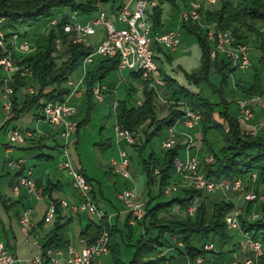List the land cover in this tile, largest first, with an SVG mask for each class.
Masks as SVG:
<instances>
[{
  "label": "trees",
  "instance_id": "16d2710c",
  "mask_svg": "<svg viewBox=\"0 0 264 264\" xmlns=\"http://www.w3.org/2000/svg\"><path fill=\"white\" fill-rule=\"evenodd\" d=\"M98 1L101 2L102 9L112 12H117L122 5L129 2L125 0H0V21L3 20L2 26L7 31V40L14 33H19L22 38L31 43L33 48L29 54L13 53L15 62L22 68H28L30 75L27 77H21L19 73L13 75L12 109L10 118L2 129L9 127L14 121H19L25 114L32 111H38V116L43 117V109L47 102L65 100L70 93V80L80 70L84 60L93 52V49L84 44H74V35L66 33L64 26L70 23V18L75 12L87 19L95 17L99 11L96 6ZM192 1L196 0L184 3L180 11ZM167 3L173 9L179 10L180 8L178 0H158L157 7L149 6L146 10V18L153 25L154 34L166 32L164 30L167 21L164 17L163 6ZM202 5L203 22L230 32L238 42L245 44L254 42L261 52L260 61L264 64V0H217L213 6ZM53 21H56L54 25ZM35 27L38 28L37 31L30 35V30ZM182 29L196 36L202 50L201 70L199 73L188 75L190 82L197 85L204 82L209 83L212 72L222 75L220 88L215 87L214 90L220 96V101L216 104L202 93L189 91L161 70L162 78L166 82L165 96L170 100L185 101L191 108L202 114L197 130L201 133L204 148L201 150L204 154L201 155L200 169L208 180L230 181L237 178L244 182L247 190H254L258 197L264 196V132L247 135L245 128L238 120L237 113L232 114L230 102L225 97L224 90L229 78L226 74L234 70L231 69L229 61L224 58L214 61L211 59L213 45L208 40L207 31L204 28L196 23L185 22L181 26ZM156 50L163 51V48L157 46ZM1 56L2 50L0 49ZM93 65L95 69H88L85 78L89 112L84 122L90 120L95 99L94 87L103 84L110 74L118 70L119 57H101L95 60ZM5 77L6 73L0 68V87ZM135 84L144 85L142 106L130 103L133 96L137 95ZM29 85L36 89L34 94L27 92ZM237 90H241L244 96L264 95L258 77L250 86L239 82ZM22 91L25 93L20 97ZM127 92L128 98L119 101L115 108L116 122L121 128L137 134L136 144L132 147L140 155L141 168L146 176V185L149 190L145 218L137 223L143 231L135 241L133 234L135 225L130 224V215L125 228L121 229L118 224H113L109 215L105 213L101 220H91L87 224L81 231V239H84L87 245H92L107 232L109 235L108 251L113 254L117 264H125L120 260L119 239H124L127 230L129 231L126 233L128 238L134 242L130 244L134 249V256L128 264H166L167 262L172 263L177 256H184L189 261H194L199 256L207 258L208 255H217L215 240L227 245L234 238V234L241 236L239 231L228 230L225 223L226 215L233 211L236 202L232 197L227 198L220 194L206 195L192 188H182L181 191L179 189L168 201L156 202L157 199L165 197V189L172 184L175 160L183 157L184 146L178 144L169 150L161 148L160 155L151 151L147 159H142L143 151L156 139L162 142L168 129L175 125L183 112L173 107H160L154 91L141 80L139 74H131ZM159 109L166 110L167 114L161 116ZM261 111L258 112V119L264 118V110ZM83 121L77 120V134ZM212 136H219L223 140L219 154L215 153L212 147L210 141ZM57 146L62 150L60 144ZM210 155L214 159L208 163L206 158ZM130 160L132 164V159ZM253 174H256L255 180L252 178ZM84 176L91 186L93 199L97 201V194L95 188L92 187L91 179L85 174ZM155 186L158 187L159 193L157 196H152L150 190ZM54 189L48 186L43 190V195L51 196ZM210 196L215 201L211 200ZM53 202L56 206V216L53 229L46 236L44 249L66 248L70 245L67 235L74 218L67 219L62 214L65 209L61 207L60 202ZM192 204L198 206L194 217L186 216L176 220L162 216V213L175 207L186 211ZM243 210L241 230L253 240L262 243L263 254L259 258V264H264V200L245 203ZM253 211L261 214L256 221L251 220ZM242 237L244 238L243 235ZM178 243H182L184 247H179ZM208 243H213L215 249L204 250ZM169 249L173 250L168 255L159 256L160 252Z\"/></svg>",
  "mask_w": 264,
  "mask_h": 264
},
{
  "label": "built area",
  "instance_id": "2783aa9c",
  "mask_svg": "<svg viewBox=\"0 0 264 264\" xmlns=\"http://www.w3.org/2000/svg\"><path fill=\"white\" fill-rule=\"evenodd\" d=\"M84 1V0H81ZM205 2L213 6L217 0H205ZM99 8L96 16L91 18L87 23H79L77 20L78 13L71 16L70 23L65 24L64 30L68 34H73L74 44H84L92 47L93 52L84 60L82 68L84 75L79 81L74 82L72 79L69 82L70 93L65 97L64 101L47 102L43 109V121L46 124L56 127L58 132L59 144L62 146V161L59 163L61 170H68L72 180L74 191L80 196V201L77 204L69 205L67 200H61V207L70 210L73 214L86 213L94 217L96 220H101L105 212L100 205L93 199L91 194V186L87 182L84 174L75 169L70 159L69 146L70 140L78 132V122L76 119L77 109L71 102L73 99H80L85 93V78L88 73V67L94 64L95 57L116 58L119 57V70L130 72L131 74H139L141 80L148 84V87L154 91L156 101L162 108H176L183 112V115L176 121L175 125L171 126L167 135L162 141V148L165 150L173 149L178 144L184 146L183 157H178L175 160V173L178 174L188 189L201 191L206 195L220 194L231 198L234 195L240 194L244 203H251L256 200L263 201L264 196H257L254 190H247L244 182L240 179L230 181H215L208 180L205 174L201 171V160L193 155L192 149L195 143V134L200 126L202 114L200 111L191 108L185 101H177L168 99L165 96L166 82L162 78L161 70L156 62L155 50L160 46L167 50H176L181 43V26L185 22L196 23L207 31V38L212 43L211 59L217 60L224 58L229 61L231 69L247 70L251 67V59L249 56L250 47L248 44L238 42L230 32L220 30L215 26L203 22L202 3L192 1L179 15L178 25L165 33L154 34L153 25L147 21L146 10L149 6L157 7L158 0H129L122 5L117 12L102 9L100 1L96 3ZM56 21H53L54 25ZM3 20L0 21V49L2 56L0 57V68L6 73L3 79V95L4 108L7 112L12 109V98L14 89L11 86L13 75L19 73L21 77L30 75L28 68H22L13 59V53L29 54L33 51L31 43L22 38L19 33H14L7 40V31L3 29ZM103 27L105 30L104 39L96 46H92L90 38L97 34L96 27ZM139 99L136 101L137 106H142L144 101V85L135 84ZM29 94H34L36 89L29 85L27 87ZM107 90L105 86L98 85L94 87V97L97 102L104 101V92ZM238 120L245 128L247 135L264 132V118L258 119V112L264 110V95L245 96L244 99L237 101ZM116 108V106H115ZM182 129V130H181ZM115 138L117 142L125 143L128 146H133L137 141V134L129 130L121 128L117 123L114 126ZM35 137L33 130L22 132L18 128H13L8 131V147L6 155H9L12 149L24 146L26 143ZM120 160H112L111 168L126 180H132L130 172L131 160L128 153L124 150L120 151ZM212 155L206 158L208 163L212 162ZM25 163L24 160H9L8 168L13 172L18 171ZM252 178L256 179V174ZM25 188L27 192L37 201H43V190L37 187L36 181L33 178V170L26 169L25 173L18 178L14 188L16 194H19L20 189ZM179 190V185H170L164 191L165 195L170 196ZM138 196L136 186L125 190L119 194V199L122 201L127 211L131 216V225H136L144 220L146 215V203L136 202ZM197 204H192L186 209V214L189 217H194L197 211ZM244 210L242 207L233 209L225 217V223L228 230L239 231L242 233L252 256L243 260H235L230 264H259V258L263 254L262 243L250 238L241 230V217ZM56 216L55 202L50 201L48 210L44 218L45 226H49L54 222ZM261 217L259 213L251 214V220L256 221ZM20 224L25 229L26 234L30 235L35 228V223L31 219L30 211L25 212L20 218ZM109 235L105 232L92 245H87L84 239L80 243L83 248L77 250L73 245L60 249H44L42 244L36 243L37 248L41 251V255L33 259L34 264H93L101 255L109 253L108 251ZM178 246L183 248L182 243ZM213 243L205 245L204 250H214ZM173 249L160 252L159 256H165L172 252ZM18 258L10 253L5 245L0 242V264H16ZM166 264H170L167 262ZM190 264H206L205 258L197 257Z\"/></svg>",
  "mask_w": 264,
  "mask_h": 264
},
{
  "label": "rangeland",
  "instance_id": "374dc122",
  "mask_svg": "<svg viewBox=\"0 0 264 264\" xmlns=\"http://www.w3.org/2000/svg\"><path fill=\"white\" fill-rule=\"evenodd\" d=\"M187 1L191 0H178L180 7L179 10L173 9L168 3L164 4V17L167 21L166 27L168 29H174L177 27L179 15L182 11H184H180V9ZM196 1L201 2L207 7V3L205 2V0ZM90 19L91 18L87 19L80 14H78L77 16V20L79 23H87ZM37 29V27L31 29L30 35L36 32ZM96 31L97 34L90 38V43L94 47H96L104 39L105 35V30L101 26L96 27ZM248 46L250 47L249 56L251 59V67L247 70L236 69L233 72L228 71V74H226L227 76L229 75V78L224 90L225 97L230 102V110L233 115H236V113L238 115L237 101L245 98L243 92L241 90H237V84L239 82H242L243 85L245 84L250 86L258 77L261 88L264 91V64L260 61L261 52L257 49L254 42L248 44ZM155 54L156 62L160 70L164 71L167 76L178 81L181 86L187 88L189 91L194 93H202L212 102L216 104L219 103V93H215L214 90L215 87L219 89L221 86V74L212 72L210 74V82H204L199 85L190 82V80L188 79V75L199 73L201 70L202 50L195 35L189 34L184 31V29H182L181 43L176 50L171 51L163 48V51L155 50ZM100 58L101 57L97 56L95 57V60L97 61V59ZM88 69L94 70L95 66L90 65ZM84 70L85 69L81 67L80 70L73 76L72 81H79V79L84 75ZM129 76V71H120L118 69L117 71L110 74L104 80L103 84H98L99 86H105L107 90L104 92V101L102 103H98L96 99L93 100V109L89 122L83 121L86 118L87 113L89 112V103L86 93L82 98L73 99L71 102V104L77 109L76 119L81 122L83 121V124L80 128L79 133L73 136L70 140V146L68 150L70 159L75 169L81 170L82 173H84L91 179L92 187L95 188L97 194L98 204L100 205L101 209L106 210L110 216H113V214H115V221H117L116 217L123 208V203L118 197L119 194H122L125 190L131 189L134 186H136L138 192L146 187V177L142 173L141 158L139 153L134 149V147L128 145L122 146L115 139L114 126L117 123L115 106H117L119 101L126 100L128 98L127 89L130 85ZM2 91L3 87H0V143H5L9 142L7 136L8 127L3 129L2 127L10 118V112H7L4 108ZM24 93L25 92L22 91L19 96L22 97ZM138 99V95L133 96V99L130 102L131 105H134ZM163 112H166V110ZM34 113H36V111L25 114V116H23L19 121H14L11 123V125H13V127L16 126L18 129H21L20 127L29 126L31 123L30 120ZM210 141L212 142V147L215 150V153L219 154L220 149L223 146L222 138L219 136H212ZM161 148L162 142L159 139H156L146 150L143 151L142 159H147L151 151H155L156 154L160 155L162 152ZM15 149L16 148H14L13 150ZM120 150H125L132 159L130 168L132 180H126L119 174L115 173L110 166L112 160H120ZM59 157L60 159L58 158V160H56L52 167L54 168L55 172H59L60 174L61 172H63L64 183H66L68 181L69 172L68 170H61L59 167H57L62 161L61 155H59ZM10 172L13 173V170H10ZM179 178L180 180L182 179L178 174L174 172V180H179ZM65 187H68V185L65 184ZM151 189H153L152 196H157L159 193L158 187L155 186ZM71 190L74 199L80 200V196L73 191V187L71 188ZM181 190L182 189H180V191ZM66 192L70 193V190L66 188ZM171 197H173V194L170 196L165 195V197L157 199L156 202L168 201ZM210 199L215 201L212 196H210ZM232 199L239 204L237 207H241L240 203H242L243 198L240 194L235 195V198L232 197ZM143 200L147 202L146 197ZM77 203L78 202L74 204ZM175 208H177L176 211L172 212V210H170L164 212L162 213V216L167 215L175 218H183L184 213L182 212V210L179 207ZM67 211L70 212V210ZM175 212L176 215H173L175 214ZM253 213L259 212L253 211L252 214ZM125 221L126 216L122 215L119 222L121 229L125 228ZM83 222L85 223V221ZM80 229V223L77 220H74V222L69 227L67 236L73 240L77 239L80 235ZM142 231V227L138 224L133 227L135 241L139 238ZM126 233H129V231L127 230ZM126 233L124 235V239H119V243L121 245L120 260L122 263L128 264L129 262H131L134 256V249L130 245L134 244V242L130 238H128V235ZM244 241L246 243V239L243 240V242ZM214 242L217 243L216 240ZM98 258H100V264H117L114 260L113 254L111 253L101 255Z\"/></svg>",
  "mask_w": 264,
  "mask_h": 264
},
{
  "label": "crops",
  "instance_id": "0c3cea01",
  "mask_svg": "<svg viewBox=\"0 0 264 264\" xmlns=\"http://www.w3.org/2000/svg\"><path fill=\"white\" fill-rule=\"evenodd\" d=\"M171 29L165 27L164 32ZM162 112L163 110L159 109L160 115L165 116L167 114ZM37 113L38 111L33 114L29 126L20 127L22 132L26 130H33L35 132V137L30 139L26 145L16 147L15 150H11L9 155H6V148L8 147L9 142L0 143V242L5 245L10 253L18 258L19 261L16 264H34L33 259L42 254L37 248L36 243L44 246L47 241L46 236L49 235L53 229L54 222L49 226H45L44 224V218L50 201L60 202L64 199L67 200L69 204H74L80 201L79 199H76L77 201L74 199L71 190L72 180L69 178L70 176L68 177V181L64 183L63 172H61V174L55 172L52 167L56 160H58V158L60 159L59 155H61L62 159V151L57 146L59 144L58 137H56L58 129L46 124V122L42 120L43 117L38 116ZM13 128L17 127L10 125L7 129V134L8 131ZM141 137L143 138L142 135ZM195 138L196 140L192 150L194 154H192L202 160L201 155L204 154V152L201 150L204 148L201 133L199 131H196ZM120 145L125 146L126 144L120 143ZM204 157H206V155H204ZM18 159L24 160L25 163L18 171L11 173L8 168V161ZM57 167H59V165ZM26 169L33 170V178L35 179L38 188L42 190H45L48 186L55 188L51 196H44L43 201H37L25 188H21L19 194L15 193L14 188L17 184L18 178L25 173ZM65 184H67L68 187H65ZM175 184L179 185V189L188 188L184 182H181L180 178L179 180H174L173 176L171 185ZM66 188L70 190V193L66 192ZM152 190L153 189L150 190L151 194ZM137 193L138 196L135 198L136 202H145L143 200L145 197L148 201L149 190L147 185L143 190L141 189L139 192L137 190ZM233 197L235 198V195ZM240 204L242 209H244L245 203L242 201ZM236 205L238 206L239 204L236 202ZM123 208L116 217L117 221L114 220L115 214L110 216L106 210L103 211L109 215L110 221L113 224H118L120 227V217L125 215L126 223L130 215L124 204ZM176 209L177 208L172 209V212L176 211ZM28 211H30L31 219L35 223L34 231L30 235L26 234L25 229L20 224L21 216ZM182 212L184 213L183 218L186 217V211L183 210ZM62 214L67 219L73 217L75 221L77 220L80 223L81 229L78 238L73 240L67 236V240L70 242L69 244L73 245L77 250H80L83 248V245L80 243L81 231L91 220L96 221V219L86 213L73 214L67 210H63ZM173 215H176V212ZM166 217L176 220L182 219L167 215ZM83 221H85V223ZM243 240L245 239L242 237L241 233V236L240 234H234V238L227 245H223L221 242L214 243L217 248V255H208L207 258H205L206 264H230L235 260L243 261L251 257L252 252L250 251L248 244H246L247 242L245 243ZM99 259L100 258L95 260L93 264H100ZM170 264H190V261L187 257L177 256Z\"/></svg>",
  "mask_w": 264,
  "mask_h": 264
}]
</instances>
